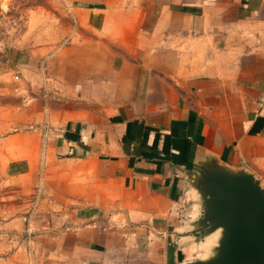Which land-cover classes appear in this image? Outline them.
Listing matches in <instances>:
<instances>
[{
  "label": "crops",
  "instance_id": "1",
  "mask_svg": "<svg viewBox=\"0 0 264 264\" xmlns=\"http://www.w3.org/2000/svg\"><path fill=\"white\" fill-rule=\"evenodd\" d=\"M59 1L63 44L14 48L0 76L2 185L37 200L0 264L206 260L181 247L194 167L264 170V0Z\"/></svg>",
  "mask_w": 264,
  "mask_h": 264
},
{
  "label": "water",
  "instance_id": "2",
  "mask_svg": "<svg viewBox=\"0 0 264 264\" xmlns=\"http://www.w3.org/2000/svg\"><path fill=\"white\" fill-rule=\"evenodd\" d=\"M200 213L194 238L219 232L213 255L185 264H264V189L251 174L210 162L194 167Z\"/></svg>",
  "mask_w": 264,
  "mask_h": 264
},
{
  "label": "rangeland",
  "instance_id": "3",
  "mask_svg": "<svg viewBox=\"0 0 264 264\" xmlns=\"http://www.w3.org/2000/svg\"><path fill=\"white\" fill-rule=\"evenodd\" d=\"M59 0H0V76L7 73L10 54L16 51L14 48H30L41 45L50 44L49 33L56 38V31L62 25L70 23V18L65 17L62 14L63 9L60 8ZM66 37L59 39L57 42L52 41V47H60L63 44ZM56 45V46H55ZM21 51V50H18ZM5 79H0V126L1 134L10 133L6 127V119L4 116L8 111L6 105L8 104V93H4L2 87L6 84ZM28 127L22 130L23 132L29 131ZM19 131V130H18ZM12 133V132H11ZM4 137V136H3ZM2 136L0 139L3 138ZM258 180L262 188L264 187V170L258 174ZM4 179V170L0 167V245L17 243L20 239V234H9L6 232L4 225L8 222V219H17L14 215L22 214L25 210H30L37 202L36 191L28 196H21L14 194L6 185H2ZM264 189V188H263ZM196 198L191 203L194 207L191 213H184L181 215V220L185 223L194 221L199 213L196 214ZM27 205V206H26ZM34 208V206H33ZM24 214V213H23ZM194 230V227L191 229ZM186 233V231H184ZM19 235V236H18ZM187 235H190L189 232ZM197 244L194 251L199 246V239L188 236L187 242L181 247L184 248L187 245ZM189 249V248H187ZM193 257L197 255H192ZM192 258V257H191Z\"/></svg>",
  "mask_w": 264,
  "mask_h": 264
},
{
  "label": "bare ground",
  "instance_id": "4",
  "mask_svg": "<svg viewBox=\"0 0 264 264\" xmlns=\"http://www.w3.org/2000/svg\"><path fill=\"white\" fill-rule=\"evenodd\" d=\"M209 238L213 239V237H207L206 239H209ZM206 239L203 242H201L199 244V246L196 248V253H198L200 255L205 254L208 251V249L211 247L213 240L209 239L206 241ZM211 240H212V242H211ZM210 242H211V244L209 245ZM207 245H209V246H207ZM205 246H207V247H205Z\"/></svg>",
  "mask_w": 264,
  "mask_h": 264
},
{
  "label": "clouds",
  "instance_id": "5",
  "mask_svg": "<svg viewBox=\"0 0 264 264\" xmlns=\"http://www.w3.org/2000/svg\"><path fill=\"white\" fill-rule=\"evenodd\" d=\"M219 236V233H217V237ZM215 239V238H214ZM211 247H215V244H213ZM211 247L208 249V251L204 254L203 258L207 259L208 256L212 255Z\"/></svg>",
  "mask_w": 264,
  "mask_h": 264
}]
</instances>
